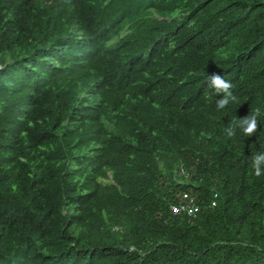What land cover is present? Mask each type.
I'll list each match as a JSON object with an SVG mask.
<instances>
[{
  "label": "trees",
  "instance_id": "16d2710c",
  "mask_svg": "<svg viewBox=\"0 0 264 264\" xmlns=\"http://www.w3.org/2000/svg\"><path fill=\"white\" fill-rule=\"evenodd\" d=\"M40 1L0 0V264H264V0Z\"/></svg>",
  "mask_w": 264,
  "mask_h": 264
},
{
  "label": "built area",
  "instance_id": "2783aa9c",
  "mask_svg": "<svg viewBox=\"0 0 264 264\" xmlns=\"http://www.w3.org/2000/svg\"><path fill=\"white\" fill-rule=\"evenodd\" d=\"M199 210L200 206L197 204L195 197L188 193L182 194L180 202L172 206L174 214L193 216L196 215Z\"/></svg>",
  "mask_w": 264,
  "mask_h": 264
},
{
  "label": "clouds",
  "instance_id": "9594fccd",
  "mask_svg": "<svg viewBox=\"0 0 264 264\" xmlns=\"http://www.w3.org/2000/svg\"><path fill=\"white\" fill-rule=\"evenodd\" d=\"M14 1H18L19 3H22L23 6L25 8H27V9H24V10H26L28 12H34V11L40 10L42 8L44 9V4H42L40 0H14ZM89 79L93 80L91 77H89L88 80H86V83L88 85L97 86V85L91 84V81H89Z\"/></svg>",
  "mask_w": 264,
  "mask_h": 264
}]
</instances>
